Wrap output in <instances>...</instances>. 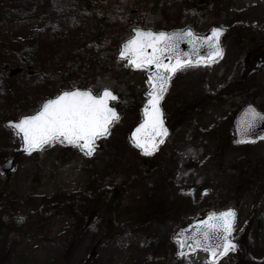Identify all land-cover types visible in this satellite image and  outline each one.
<instances>
[{"label": "rangeland", "instance_id": "1", "mask_svg": "<svg viewBox=\"0 0 264 264\" xmlns=\"http://www.w3.org/2000/svg\"><path fill=\"white\" fill-rule=\"evenodd\" d=\"M10 1L0 0V166L15 157L16 169L0 172V264H209L201 251L178 258L173 235L227 208L237 211L233 234L245 255L262 260L264 139L237 143L233 125L251 96L264 112V51L248 56L264 39V0H14L16 10ZM188 26L230 34L220 59L174 75L162 102L169 136L146 156L129 132L142 118L133 106L147 98V71L127 66L120 45L135 28ZM73 88L119 94L121 117L109 134L91 156L66 142L23 153L5 120ZM260 162L258 185L237 196ZM104 188L121 190L120 199L89 206ZM71 203L83 222L52 209ZM78 223L83 235L65 260Z\"/></svg>", "mask_w": 264, "mask_h": 264}, {"label": "snow or ice", "instance_id": "2", "mask_svg": "<svg viewBox=\"0 0 264 264\" xmlns=\"http://www.w3.org/2000/svg\"><path fill=\"white\" fill-rule=\"evenodd\" d=\"M222 31V27H213L209 36L194 37L191 29L169 33L136 28L133 29L134 35L124 42L120 57L127 58L128 64L133 68L147 71L144 119L132 132V142L144 154L150 155L154 152L167 135L160 101L167 91L169 79L178 70L200 63H210L214 57L222 56ZM193 38L201 45H208V56L201 57L196 52L195 58L192 59L191 53L183 52L179 48L181 39H187L189 43L194 44ZM117 99L118 97L107 88L101 93H94L91 89L73 88L60 92L55 98L45 100L33 114L8 121V124L16 135L21 136L23 146L28 152L56 142H66L91 156L96 148V140L107 136L111 124L119 119L116 108L110 105V101ZM258 120H264V113L253 105H248L242 125L245 135ZM247 139L251 140L252 137L247 136ZM236 219V212L232 208L209 213L206 219L197 223L190 235L186 232L176 235L181 249L178 255H186L182 251L185 248L191 251L203 249L211 264H216L220 257L237 247L232 238Z\"/></svg>", "mask_w": 264, "mask_h": 264}, {"label": "water", "instance_id": "3", "mask_svg": "<svg viewBox=\"0 0 264 264\" xmlns=\"http://www.w3.org/2000/svg\"><path fill=\"white\" fill-rule=\"evenodd\" d=\"M213 28V27H212ZM212 28H210L207 32H205V33H196L191 27H186V28H184V29H182V30H180V31H187L188 29H191L192 30V32L194 33V37H204V36H209L210 34H211V29ZM143 30V29H142ZM177 31V30H176ZM173 32V31H172ZM132 33H133V35H134V32H133V30H132ZM170 33V32H169ZM227 34V29L226 28H223V31H222V34H221V36H220V46H221V48L223 49V45H222V38L225 36ZM193 40H194V44H195V48H194V44L193 43H189L188 42V40L187 39H181L180 40V42H179V48L183 51V52H187V53H191L192 54V56L190 57V58H192V59H194L195 58V54H196V52H198L199 53V55L201 56V57H206V56H208L209 55V49H208V45L205 43V44H203V45H201L200 43H199V41H197V40H195L194 38H193ZM127 41V40H126ZM123 44H124V42L120 45V50H121V48H122V46H123ZM148 51H151V49H148ZM119 53H120V51H119ZM119 53H118V57L120 58V59H127V58H121L120 57V55H119ZM221 56H219V57H214L213 58V60H212V62H214V61H216L217 59H219ZM211 63V62H210ZM200 64H206V63H200ZM127 66H131V65H129L128 64V60H127ZM136 69V68H135ZM179 71V70H178ZM176 74V72L171 76V78L169 79V82H168V84H167V91H168V89H169V87H170V83H171V79L173 78V76ZM146 77H147V73H146ZM167 91L164 93V95H163V98L161 99V101H160V107H161V111H162V113H163V121H164V127L167 129V135L166 136H164L163 137V142L167 139V137H168V135H169V128H168V126H167V124H166V122H165V118H164V111H163V109H162V106H161V104H162V101H163V99H164V97H165V95L167 94ZM113 92V91H112ZM117 97H118V99L117 100H115V101H110V105L111 106H113V103H116V102H118V100H119V95L118 94H116L115 92H113ZM144 104H145V102L142 104V106H141V113H142V120L144 119V113H143V107H144ZM250 105V104H249ZM251 105H253V104H251ZM42 106V105H41ZM248 106V105H247ZM247 106L240 112V114L237 116V118L235 119V123H234V126H233V129H234V134H235V140H236V142L237 143H240V142H245V141H256V140H259V139H261V138H264V120H258L257 122H256V124H255V126L247 133V135H245V133H244V131H243V127H242V125H243V120H244V114H245V110H246V108H247ZM254 107H255V105H253ZM113 107H115V106H113ZM116 108V107H115ZM256 108V107H255ZM257 109V108H256ZM116 110H117V108H116ZM258 110V109H257ZM117 112H118V114H119V118H120V113H119V111L117 110ZM119 120V119H118ZM10 121H12V120H10ZM117 121V120H116ZM114 123V122H113ZM112 123V124H113ZM141 122H139L137 125H139ZM111 124V125H112ZM5 125H6V127H8V128H12L9 124H8V121L5 123ZM137 125L135 126V127H133V129L130 131V134H129V136H130V139H131V141H132V132L136 129V127H137ZM13 129V128H12ZM247 136H251L252 137V139L251 140H249V139H247ZM21 137V136H20ZM21 140H22V138H21ZM163 142L162 143H159L157 146H156V150L154 151V152H156L157 150H158V148L163 144ZM96 144H97V140H96ZM134 144V143H133ZM135 145V144H134ZM140 149V148H139ZM141 150V149H140ZM22 151L23 152H25V153H27L28 151H26L25 150V148H24V146H23V141H22ZM141 152L142 153H144L142 150H141ZM154 152H152V153H154ZM151 153V154H152ZM15 165H16V161H15V159L14 158H10V159H8L7 161H5L2 165H1V172L4 174V175H6V174H10V173H12L14 170H15ZM232 209H234V208H232ZM226 210V209H225ZM235 210V209H234ZM221 211H224V210H221ZM221 211H218V212H221ZM217 212V213H218ZM235 212H236V210H235ZM210 213H212V212H210ZM208 215H209V213L206 215V216H204V217H202V218H199V219H197L196 221H193L192 223H190L189 225H187L186 227H184V228H181V229H179L176 233H175V235L173 236V240L175 241V242H177V240H176V235L178 234V233H182V232H186L187 234H191V232L192 231H194L195 230V228H196V226H197V223L199 222V221H201V220H204V219H206L207 217H208ZM236 218H237V212H236ZM237 220V219H236ZM233 233V232H232ZM233 238V237H232ZM233 242L236 244V249L234 250V251H236L237 249H238V243L233 239ZM179 251H181V249L179 248V245H178V252ZM182 251H184L186 254H188V252H190L191 250H189V249H187V248H185V249H183ZM195 251H204L203 249H197V250H195ZM233 251V252H234ZM205 252V251H204ZM207 254V253H206ZM177 255H178V253H177ZM185 255H183V256H181V255H178V257L179 258H183ZM207 257H208V255H207ZM223 257V256H222ZM222 257H220V258H222ZM220 258L217 260V261H219L220 260ZM209 260V259H208ZM216 261V262H217ZM210 262V261H209Z\"/></svg>", "mask_w": 264, "mask_h": 264}, {"label": "trees", "instance_id": "4", "mask_svg": "<svg viewBox=\"0 0 264 264\" xmlns=\"http://www.w3.org/2000/svg\"><path fill=\"white\" fill-rule=\"evenodd\" d=\"M61 1L62 0H50V1H48V3H51L54 6L55 3H60ZM6 6H7V8H12V9H15V10L18 9L17 7H14V0H11L9 4L8 3L6 4ZM47 35H50L49 32L47 33ZM48 37L49 36L44 37L43 38L44 41L45 40L48 41L49 40ZM56 38L57 39H60L59 36H57ZM52 47H53L52 44L51 45H48L46 43V49H49V48H52ZM16 51L18 53H24L25 52L24 51V48L17 49ZM252 51H253V55L254 56H258V54L262 53L264 51V39L262 41H259V45L256 46V47H254ZM248 101H249L248 104L252 103L255 106H257L256 100L255 99L253 100L252 99V96H251V98ZM140 106L141 105L133 106V109L137 110V113H140ZM259 165H261V170L256 167L255 170L253 169V170L250 171V173L252 174L250 176L251 179L250 178L248 179V177H249L248 174L249 173H247L244 176H242L241 179L243 180L244 185L247 184V187L240 186L237 189V192H236V195L237 196H240V195L245 196V195H247V193H248L247 190L250 187L251 188L252 187L254 188V187H256L258 185V183L260 182V179H262V177H263L262 176V174H263V171H262L263 164H262V162H260ZM110 194H111V199H110L111 200V203L114 204V203H116L120 199V197H121V190H120V192H118V191L116 192L115 190L105 189L104 188V189H102L100 191L99 194L92 196L91 199H88L89 206L92 207L94 204L95 205H98L102 197H106L107 195H110ZM256 205H257V203L255 204V206ZM62 207H65L66 212L69 215H71L72 217L76 218V220L78 222H83V218H82V216L80 214L81 213V210L78 209V208H76V204L71 203L70 205H66V206L64 204L61 207H60V205H58V206L53 205V208L52 209L54 211L55 210H61L60 208H62ZM53 210H51V211H53ZM248 219H249V223H251L250 222V218H248ZM82 226H84L83 223H78V229L74 232V236L72 237V240L70 241V243H69L66 251L63 254V258L65 260H68L72 256V254L74 252V248H75L77 242L81 239V237L83 235V230H80V229H81ZM94 261H95V259H94ZM226 262H228L229 264H264V258L262 260H256L255 258H251V256H249V255L248 256L245 255V253H244V245L243 244H239V249H238V251L236 253H230V254H228L218 264H226ZM95 263H96V261H95Z\"/></svg>", "mask_w": 264, "mask_h": 264}, {"label": "flooded vegetation", "instance_id": "5", "mask_svg": "<svg viewBox=\"0 0 264 264\" xmlns=\"http://www.w3.org/2000/svg\"><path fill=\"white\" fill-rule=\"evenodd\" d=\"M251 53L248 54V56L250 57Z\"/></svg>", "mask_w": 264, "mask_h": 264}]
</instances>
